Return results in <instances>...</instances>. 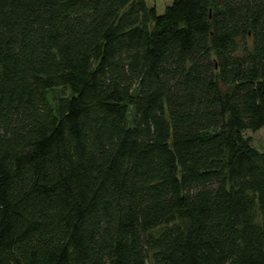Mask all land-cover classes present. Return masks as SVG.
Returning a JSON list of instances; mask_svg holds the SVG:
<instances>
[{
    "label": "trees",
    "instance_id": "16d2710c",
    "mask_svg": "<svg viewBox=\"0 0 264 264\" xmlns=\"http://www.w3.org/2000/svg\"><path fill=\"white\" fill-rule=\"evenodd\" d=\"M261 128L264 0H0V264H264Z\"/></svg>",
    "mask_w": 264,
    "mask_h": 264
},
{
    "label": "rangeland",
    "instance_id": "374dc122",
    "mask_svg": "<svg viewBox=\"0 0 264 264\" xmlns=\"http://www.w3.org/2000/svg\"><path fill=\"white\" fill-rule=\"evenodd\" d=\"M146 3L150 6H154L157 13L160 14L163 12L166 5H168L171 0H145ZM57 95V91L53 92ZM244 135L249 138L252 146L258 149H264V128L258 129L256 131L247 130L244 132Z\"/></svg>",
    "mask_w": 264,
    "mask_h": 264
}]
</instances>
